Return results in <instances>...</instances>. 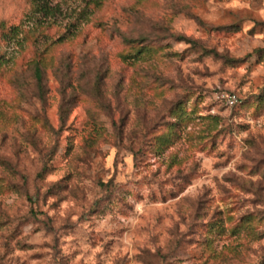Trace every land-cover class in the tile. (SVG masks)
<instances>
[{
    "label": "rangeland",
    "instance_id": "rangeland-1",
    "mask_svg": "<svg viewBox=\"0 0 264 264\" xmlns=\"http://www.w3.org/2000/svg\"><path fill=\"white\" fill-rule=\"evenodd\" d=\"M54 1L0 0V264H264V0Z\"/></svg>",
    "mask_w": 264,
    "mask_h": 264
},
{
    "label": "trees",
    "instance_id": "trees-1",
    "mask_svg": "<svg viewBox=\"0 0 264 264\" xmlns=\"http://www.w3.org/2000/svg\"><path fill=\"white\" fill-rule=\"evenodd\" d=\"M66 1V0H65ZM103 0H86V8L84 9L83 13L80 14L81 20H84L85 15L87 14V11L89 7L92 4L99 5ZM54 0H33V6H34V13L38 15L39 18H37V25L43 26L48 22V25H55L57 24V20L55 18L58 17V15H62V7L61 4L57 3L54 4ZM84 13H86L84 15ZM55 20V21H54ZM81 23V21H80ZM78 31V24L71 23L69 25V35L73 36ZM18 29L13 28L11 30V35H17ZM35 76L38 79V81H41L42 78V70L40 68V65H38L35 68Z\"/></svg>",
    "mask_w": 264,
    "mask_h": 264
},
{
    "label": "built area",
    "instance_id": "built-area-1",
    "mask_svg": "<svg viewBox=\"0 0 264 264\" xmlns=\"http://www.w3.org/2000/svg\"><path fill=\"white\" fill-rule=\"evenodd\" d=\"M238 102V99L235 95H230L227 97V103L230 106H234Z\"/></svg>",
    "mask_w": 264,
    "mask_h": 264
}]
</instances>
